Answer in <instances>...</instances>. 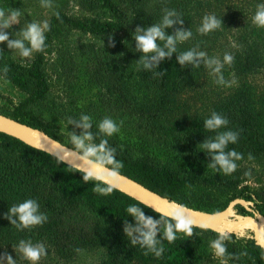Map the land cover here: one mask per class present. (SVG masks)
<instances>
[{
  "label": "trees",
  "instance_id": "trees-1",
  "mask_svg": "<svg viewBox=\"0 0 264 264\" xmlns=\"http://www.w3.org/2000/svg\"><path fill=\"white\" fill-rule=\"evenodd\" d=\"M132 2L142 5L143 0ZM79 4L91 14L76 16L58 12L52 15L45 32V46L42 51L35 53L29 65L0 61V72L25 93V97L9 114H0L38 129L73 149L71 140L58 138V131L55 130H62L65 126L73 129L74 126L69 125L68 121L69 118L79 119L78 113L60 110L38 113L34 109L45 103L50 94L45 61L53 40L62 30L77 31L99 38L132 36L136 26L141 24L139 18L131 21L127 0H79ZM192 5L196 12H202V3L197 1L191 7ZM249 34L248 45L252 49L243 58L248 70L264 66V28L255 26L249 30ZM191 49L192 47L177 44L176 54ZM176 54L170 59L166 58L158 69L152 71L137 65L131 78L139 82L137 85L141 86L143 93L136 88V84L133 91L128 88L129 77L125 80L122 74L103 73L101 69L93 70L94 73L89 75L86 83L91 87L97 83L116 106L134 108L145 127L152 129L154 124L147 127L148 124L151 121L159 122L167 114L170 117L172 111L167 105L175 101V96L203 68V65L198 69H193L191 65L182 67L176 61ZM5 66L9 69L6 74L3 72ZM155 71H162L163 75L154 76ZM145 90L147 93H144ZM253 94L249 87L240 88L227 99L215 104L211 111L229 121L227 128L220 131L232 130L239 133L238 142L229 144L226 149L228 151L251 154L264 152V95ZM211 113L194 118L181 127L193 158L198 165L203 166L202 171L193 168L184 171L161 165L143 145L137 146L113 135L102 136L98 125L91 121V132L95 137L93 142L99 143L101 139H106L108 146L115 149L116 160L123 164L119 169L120 174L171 201L195 210L215 213L224 210L231 201L238 198L251 205V212L237 205L236 209L241 214L252 216L256 213L264 217V193L249 185H242L238 177L203 174L204 170H209L207 168L211 157L198 145L216 135L203 126ZM74 130L77 134L82 131ZM97 182L89 180L85 183L80 171L0 133V264H10L9 255L14 259V264H29L14 251L21 240L45 245L47 255L41 258L39 264H71L77 257L76 250L83 247L104 249L105 258L101 264H192L205 237H219L218 233L192 227L191 237L178 233L174 242L162 241L164 252L161 257L145 255V249L139 245L133 246L123 232L124 220L135 224L126 209L135 205L142 208L146 216L156 220L160 219V215L115 189L106 196L93 192ZM27 199L36 200L40 211L48 219L40 226L17 230L3 217L9 207ZM97 218L104 223L103 229L96 227L93 220ZM228 237L224 242L226 254L222 257L227 264H264V251L255 245L252 238L244 240L232 235ZM157 238L160 239L161 235Z\"/></svg>",
  "mask_w": 264,
  "mask_h": 264
},
{
  "label": "rangeland",
  "instance_id": "rangeland-1",
  "mask_svg": "<svg viewBox=\"0 0 264 264\" xmlns=\"http://www.w3.org/2000/svg\"><path fill=\"white\" fill-rule=\"evenodd\" d=\"M197 1L203 5L202 12H196L193 5L191 7V4ZM261 3L263 0H143L142 5H138L132 0H127L131 21L139 18L141 27H150L154 23H159L165 8L174 9L183 18V28L192 31V37L178 43L179 45L192 47V49L199 46L198 50L205 51L209 57L219 58L221 62L225 53H230L234 57L233 62L230 65L224 64L222 69L225 80L232 82L230 87L217 84L215 77L203 67L175 96V101L167 105L172 111L170 117H167V114L157 123L151 121L147 127L154 124L152 129L145 127L134 108L116 106L97 83L93 84L94 87L86 83L93 70L101 69L103 73L122 74L125 80L129 77L128 88L133 91L136 84V88L141 91V86L137 85L139 82L131 78V74L137 69L136 61L141 57V53L135 51L132 36H113L115 47H111L108 38L62 30L53 40L46 54L45 71L51 87L50 94L45 103L34 109L38 113L60 110L72 114L78 113L79 116L88 115L96 125L105 117H109L120 129L113 135L114 137L137 146L143 145L161 165L177 167L184 171L191 168L202 171L203 166L198 165L193 158L192 150L183 138L181 127L194 118L209 115L215 104L227 99L240 88L249 87L253 95H264V66L251 67L248 70L247 63L243 60L246 53L252 49V46L248 45L249 30L255 27L252 17L257 10V5ZM0 9L6 11L14 9L22 12L20 25H13L7 30L10 38H14L15 33L19 32L26 23L45 20L48 22L51 16L58 12L76 16L91 14L82 9L79 0H52L50 8L41 7L40 0H0ZM208 14L215 15L217 19L222 20L223 24L209 34L201 35L197 29L203 17ZM175 30V28L167 29L166 34L173 35ZM160 43L162 45L163 42ZM0 49H3L0 51V61L23 66L29 65L36 53L34 52L30 58H22L18 54L13 55L6 43L0 45ZM144 93H147L146 90ZM24 97L25 93L0 72V112L9 114ZM61 129L55 130L58 131L57 137L65 141L70 139V132L74 128L65 126ZM241 154L243 158L236 161L237 168L234 172L225 175L218 170L207 168L210 171L204 170L203 174L221 175L227 178L238 177L242 185H249L252 189L264 193V152L261 154L242 152ZM250 155L251 159H249ZM243 216L245 215L241 214L236 207L231 212L232 219ZM93 221L96 227L104 228V223L99 218ZM261 221L264 222V217ZM262 232L264 233V224H262ZM231 235L237 239L247 240L252 238V231L245 227ZM212 240L214 238L205 237L192 264H227L210 248ZM104 258V249L83 247L71 264H101Z\"/></svg>",
  "mask_w": 264,
  "mask_h": 264
},
{
  "label": "clouds",
  "instance_id": "clouds-1",
  "mask_svg": "<svg viewBox=\"0 0 264 264\" xmlns=\"http://www.w3.org/2000/svg\"><path fill=\"white\" fill-rule=\"evenodd\" d=\"M40 6L43 8L52 7V0H40ZM164 15L159 23H154L150 27L137 26L131 33L135 42V51L141 53L138 64L143 69L152 71L158 69L160 64L166 59L171 58L177 52V44L185 42L192 37L191 29L183 28V18L174 10L165 8ZM21 10L10 9L8 11L0 9V45L7 44L13 55L18 54L22 58H30L34 52L42 51L45 46V32L48 30V22L31 21L26 23L19 32L15 33L14 38H10L7 30L13 25H20ZM252 23L260 28H264V3L257 5V10L252 17ZM222 20L217 19L215 15L208 14L202 19L197 31L201 35H207L221 26ZM178 26V27H177ZM175 28L173 35H167L166 30ZM109 46L115 47L114 37H108ZM160 42H163L162 45ZM199 46L191 50L176 54V61L182 67L191 65L193 69H198L203 65L209 70V74L215 77V82L219 85L230 87L231 81L225 80L222 75L224 64H231L234 57L230 53H225L223 62L219 58L209 57L205 51L198 50ZM3 51V49H0ZM7 66L3 72H8ZM163 75L162 71H155L154 76ZM69 125L74 129L82 130L79 134L74 130L70 135L71 143L74 148L79 150L78 155L82 167L80 173L83 181H98L93 187V192L99 195H109L113 191L112 181L118 176L119 169L123 167L122 162L116 160L115 149L108 146L106 139H101L99 143L93 142L95 137L91 132V117L82 114L79 119H71ZM229 121L222 115L213 111L210 118L205 119L203 126L208 132H215L214 137H208L198 147L202 148L204 153L211 157L209 168L217 169L227 175L234 172L237 168L236 161L241 160L242 154L236 150L228 151L229 144H236L239 139V133L232 130L220 131L227 128ZM98 130L102 136H112L119 132V126L114 120L105 117L98 123ZM251 155L249 159H251ZM127 214L135 221V224L125 221L123 232L130 243L139 245L145 249L144 254H154L157 258L161 257L164 248L162 241L169 243L177 239L178 233H183L189 237L193 235V221L186 217L182 212H175L167 217L160 214V219L146 216L142 208L130 205L126 209ZM4 219L8 220L17 230L30 229L40 226L48 219L47 215L40 211L39 203L34 199H27L21 203L9 207ZM158 235L161 238L158 239ZM229 237L224 233L219 234L217 239L210 242V248L218 257L226 254L225 240ZM29 264H39L41 258L47 255L43 243H33L31 240L19 241L14 249ZM76 251H81L77 249ZM247 253H241L246 255ZM264 258V257H262ZM10 264H14V259L9 255Z\"/></svg>",
  "mask_w": 264,
  "mask_h": 264
},
{
  "label": "water",
  "instance_id": "water-1",
  "mask_svg": "<svg viewBox=\"0 0 264 264\" xmlns=\"http://www.w3.org/2000/svg\"><path fill=\"white\" fill-rule=\"evenodd\" d=\"M0 133L17 139L33 149L44 152L75 170L80 171L82 167L78 151L75 149L65 146L38 129L22 124L2 114H0ZM112 186L113 189L162 216L167 217L175 212H182L193 221L194 228L231 235L242 228L248 227L252 231V239L255 245L264 251V233L262 232V224L264 222L261 221L262 217L259 214L253 213L252 216L231 218V212L237 205L251 212V205L244 200L234 199L224 210L211 213L188 208L175 201H171L120 173L112 181Z\"/></svg>",
  "mask_w": 264,
  "mask_h": 264
}]
</instances>
